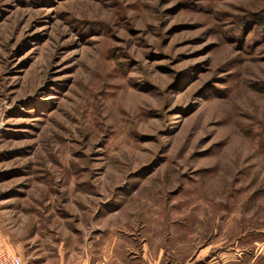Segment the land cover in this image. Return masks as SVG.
<instances>
[{"label":"rangeland","instance_id":"374dc122","mask_svg":"<svg viewBox=\"0 0 264 264\" xmlns=\"http://www.w3.org/2000/svg\"><path fill=\"white\" fill-rule=\"evenodd\" d=\"M0 250L264 264V0H0Z\"/></svg>","mask_w":264,"mask_h":264},{"label":"built area","instance_id":"2783aa9c","mask_svg":"<svg viewBox=\"0 0 264 264\" xmlns=\"http://www.w3.org/2000/svg\"><path fill=\"white\" fill-rule=\"evenodd\" d=\"M0 264H23V261L7 250H0Z\"/></svg>","mask_w":264,"mask_h":264},{"label":"crops","instance_id":"0c3cea01","mask_svg":"<svg viewBox=\"0 0 264 264\" xmlns=\"http://www.w3.org/2000/svg\"><path fill=\"white\" fill-rule=\"evenodd\" d=\"M107 261H111V259H107ZM105 262H101V263H98V264H104Z\"/></svg>","mask_w":264,"mask_h":264}]
</instances>
